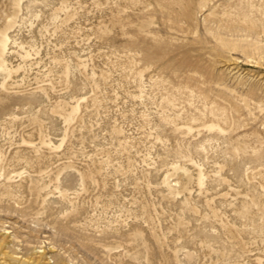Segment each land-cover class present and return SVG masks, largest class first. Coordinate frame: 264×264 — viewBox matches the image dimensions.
I'll return each instance as SVG.
<instances>
[{"label":"rangeland","instance_id":"obj_1","mask_svg":"<svg viewBox=\"0 0 264 264\" xmlns=\"http://www.w3.org/2000/svg\"><path fill=\"white\" fill-rule=\"evenodd\" d=\"M0 264H264V0H0Z\"/></svg>","mask_w":264,"mask_h":264}]
</instances>
